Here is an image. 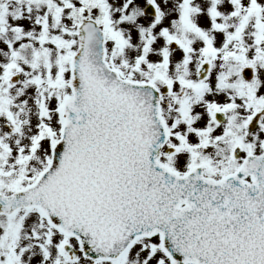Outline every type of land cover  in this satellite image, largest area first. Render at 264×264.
Wrapping results in <instances>:
<instances>
[{"label": "snow or ice", "instance_id": "snow-or-ice-1", "mask_svg": "<svg viewBox=\"0 0 264 264\" xmlns=\"http://www.w3.org/2000/svg\"><path fill=\"white\" fill-rule=\"evenodd\" d=\"M0 264H264V0H0Z\"/></svg>", "mask_w": 264, "mask_h": 264}]
</instances>
